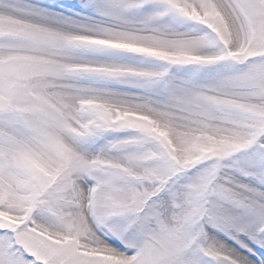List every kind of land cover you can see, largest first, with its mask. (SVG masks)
<instances>
[{
    "label": "snow or ice",
    "instance_id": "obj_1",
    "mask_svg": "<svg viewBox=\"0 0 264 264\" xmlns=\"http://www.w3.org/2000/svg\"><path fill=\"white\" fill-rule=\"evenodd\" d=\"M0 264H264V0H0Z\"/></svg>",
    "mask_w": 264,
    "mask_h": 264
}]
</instances>
